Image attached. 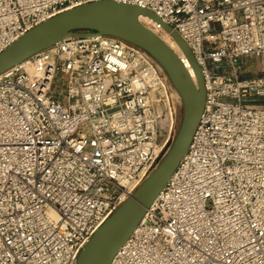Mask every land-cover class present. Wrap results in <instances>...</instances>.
I'll use <instances>...</instances> for the list:
<instances>
[{
	"label": "built area",
	"instance_id": "1",
	"mask_svg": "<svg viewBox=\"0 0 264 264\" xmlns=\"http://www.w3.org/2000/svg\"><path fill=\"white\" fill-rule=\"evenodd\" d=\"M96 1L0 0V53ZM114 1L181 36L206 100L188 151L110 264H264V0ZM174 102L149 53L97 33L1 74L0 264H77L167 152Z\"/></svg>",
	"mask_w": 264,
	"mask_h": 264
},
{
	"label": "water",
	"instance_id": "2",
	"mask_svg": "<svg viewBox=\"0 0 264 264\" xmlns=\"http://www.w3.org/2000/svg\"><path fill=\"white\" fill-rule=\"evenodd\" d=\"M141 16L158 22L170 34L189 61L196 82L183 59L141 22ZM93 33L117 37L149 53L164 69L171 88L179 94L183 105L179 129L158 166L93 235L77 262L110 264L188 151L204 111L206 87L192 51L174 29L149 9L114 0L83 4L35 26L0 53V75L67 38Z\"/></svg>",
	"mask_w": 264,
	"mask_h": 264
},
{
	"label": "rangeland",
	"instance_id": "3",
	"mask_svg": "<svg viewBox=\"0 0 264 264\" xmlns=\"http://www.w3.org/2000/svg\"><path fill=\"white\" fill-rule=\"evenodd\" d=\"M166 78H167L168 84L170 85L167 75H166ZM173 92L175 95V102H174L175 103V113H174V131H173V137H172L171 143L173 142V140L176 136V133L179 129V126H180V123L182 120V115H183L182 100H181L179 94L175 90H173Z\"/></svg>",
	"mask_w": 264,
	"mask_h": 264
},
{
	"label": "bare ground",
	"instance_id": "4",
	"mask_svg": "<svg viewBox=\"0 0 264 264\" xmlns=\"http://www.w3.org/2000/svg\"><path fill=\"white\" fill-rule=\"evenodd\" d=\"M147 22H150V19H147ZM166 40H167L166 43L168 45H170V47H172V49H174V51L180 56V58L183 59V62L186 64V67L189 69L194 81L196 82V76H195V74H194V72L190 66L189 61L186 59L185 56H183V53H182L180 47L176 44V42L172 38H170V39L167 38Z\"/></svg>",
	"mask_w": 264,
	"mask_h": 264
}]
</instances>
